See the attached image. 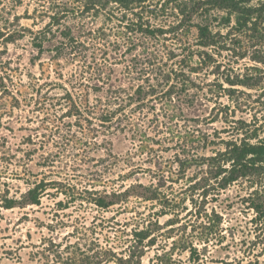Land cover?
<instances>
[{
  "label": "rangeland",
  "instance_id": "obj_1",
  "mask_svg": "<svg viewBox=\"0 0 264 264\" xmlns=\"http://www.w3.org/2000/svg\"><path fill=\"white\" fill-rule=\"evenodd\" d=\"M218 1L0 0V264H264V165L213 178L227 142L264 137V0ZM132 184L157 198L95 204Z\"/></svg>",
  "mask_w": 264,
  "mask_h": 264
},
{
  "label": "trees",
  "instance_id": "obj_2",
  "mask_svg": "<svg viewBox=\"0 0 264 264\" xmlns=\"http://www.w3.org/2000/svg\"><path fill=\"white\" fill-rule=\"evenodd\" d=\"M219 6L222 8H234L237 5L236 0H219ZM199 37L201 45L210 46L214 44L216 36L207 25L199 26ZM39 48L43 50V43H40ZM148 91L139 87L134 94L128 95V103H140L146 98ZM115 106H108L105 111L103 118L105 121L111 123L114 120H120L124 114L123 102L124 98L121 96L114 97ZM227 147L224 151H220L219 155L222 157L224 164L217 167L216 173L213 178L216 180V186L219 190L227 189L231 184L239 181L243 178H248L256 174V172L264 165V137L258 143H250L248 141L241 142H227ZM137 188H144L148 190L149 188L143 184H132L126 187L123 191L112 192L95 199V204L100 208H109L113 205L121 203L125 200V197H130L132 195L141 196L147 199H156L157 194L151 190V194H146L142 192H136ZM43 187L41 184L36 185V187L29 189L22 199H6L5 207L7 209L15 207H25L31 204L39 205L43 196ZM248 207L254 211L255 216L253 221L256 222V228L260 231L258 238L261 240L264 246V191L257 190L251 193V195L246 199ZM140 235V234H139ZM146 236H141V239H145ZM120 264H127V258L121 257L119 259ZM101 264V263H99Z\"/></svg>",
  "mask_w": 264,
  "mask_h": 264
}]
</instances>
